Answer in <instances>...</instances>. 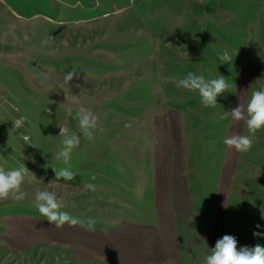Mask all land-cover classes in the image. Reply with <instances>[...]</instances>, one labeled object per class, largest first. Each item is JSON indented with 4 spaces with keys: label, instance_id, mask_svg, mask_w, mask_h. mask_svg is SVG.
I'll return each mask as SVG.
<instances>
[{
    "label": "rangeland",
    "instance_id": "1",
    "mask_svg": "<svg viewBox=\"0 0 264 264\" xmlns=\"http://www.w3.org/2000/svg\"><path fill=\"white\" fill-rule=\"evenodd\" d=\"M223 51L231 57L227 63L218 57ZM73 67L79 78L65 84L64 74ZM188 72L206 79L222 75L230 88L215 107H204L197 92L178 89L168 79ZM262 88L264 0H0V166L24 164L29 170L25 198L0 201V236L9 219L19 237L13 251L0 240V264H57V258L59 264H79L48 236L46 227L56 228L33 207L36 188L62 198V210L72 216L105 225L124 211L106 193L115 189L105 185L110 164L102 159L123 150L128 155L138 134L146 132L143 127L168 109L183 111L196 124L209 122V132H223L233 123L230 111ZM80 108L99 117L98 129L91 142L81 135L64 165L53 159L62 147L59 126L80 135L75 119ZM20 118L23 125L15 129L12 120ZM241 128L247 134L244 124ZM241 158L236 218L260 233L264 198L256 194L259 206L252 208L244 202L251 203L249 188L264 187V130ZM52 167H70L76 178L55 180Z\"/></svg>",
    "mask_w": 264,
    "mask_h": 264
},
{
    "label": "crops",
    "instance_id": "2",
    "mask_svg": "<svg viewBox=\"0 0 264 264\" xmlns=\"http://www.w3.org/2000/svg\"><path fill=\"white\" fill-rule=\"evenodd\" d=\"M242 124L230 121L223 132H209V122H190L179 109L155 115L130 147L135 156L127 147L128 155L123 150L101 160L110 164L105 185L115 189L106 193L116 197L115 208L123 215L112 216L105 225L96 221L95 230L67 224L46 227L48 236L56 237L79 264H203L226 234L236 237L238 248L264 246V231L254 236L244 219L236 218L242 202L241 153L220 144L226 136L242 134ZM216 144L222 147L220 154ZM254 187L246 191L255 200L244 202L250 208L258 205L256 194L264 198V187ZM11 222L4 221L6 230L0 236L9 251L19 242Z\"/></svg>",
    "mask_w": 264,
    "mask_h": 264
},
{
    "label": "clouds",
    "instance_id": "3",
    "mask_svg": "<svg viewBox=\"0 0 264 264\" xmlns=\"http://www.w3.org/2000/svg\"><path fill=\"white\" fill-rule=\"evenodd\" d=\"M218 57L226 63L231 59L226 51L219 52ZM79 74V69L73 67L64 74L65 84L69 85L74 77L79 78ZM168 79L174 80L178 89L197 92L204 107H215L217 97L230 88L229 83L222 75L217 78L206 79L203 74L188 72L183 77L170 76ZM230 112L234 123L243 122L247 128V134L233 133L223 138V144L238 153H247L253 147L256 134L264 130V88L253 91L246 105L240 103ZM68 115H72L71 109L68 110ZM75 119L80 135L70 132L67 127L58 125L60 129L58 136L62 138V147L53 154V159L64 165H69L73 151L81 143V135L91 142L94 140V133L98 129L99 117L88 109L80 108ZM12 121L15 129H19L23 125L22 118ZM23 139L27 142L29 137L25 136ZM52 168L55 173V180L59 181L63 178L66 181H73L76 178L77 173L73 172L70 167ZM28 173L29 170L24 164L10 170L0 166V201L8 199L22 201L26 196L22 186ZM91 179L95 180L96 177L93 175ZM86 187L91 191L96 190L93 184H87ZM33 207L55 228H63L67 224L69 227L81 226L88 230H95L96 221L94 218H80L63 211L62 209L65 207L63 199H58L53 192L36 188ZM262 219H264V213H262ZM256 227L259 228L260 225H256ZM253 235L259 236L261 234L254 232ZM237 244L235 236L224 235L216 241L214 248L210 249V253L204 256L203 264H264V246L256 244L252 247L242 246L238 248ZM57 264H59V258H57ZM168 264H172V262L169 261Z\"/></svg>",
    "mask_w": 264,
    "mask_h": 264
}]
</instances>
